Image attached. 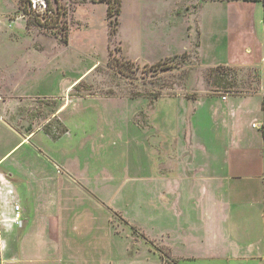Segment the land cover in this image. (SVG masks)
Masks as SVG:
<instances>
[{
    "label": "rangeland",
    "instance_id": "374dc122",
    "mask_svg": "<svg viewBox=\"0 0 264 264\" xmlns=\"http://www.w3.org/2000/svg\"><path fill=\"white\" fill-rule=\"evenodd\" d=\"M28 1L29 20L19 0H0V156L27 139L0 173L25 230L27 218L47 227L61 202L107 251L112 232L123 250L154 249L141 234L163 244L164 234L198 232L201 197L183 159L193 169L195 142L213 148L211 107L224 116L240 98L261 114L264 0H110L111 17L107 0H48L66 40L38 26L45 0ZM227 90L235 95L222 101ZM18 231L0 232V264H17ZM38 256L32 244L20 253Z\"/></svg>",
    "mask_w": 264,
    "mask_h": 264
},
{
    "label": "crops",
    "instance_id": "0c3cea01",
    "mask_svg": "<svg viewBox=\"0 0 264 264\" xmlns=\"http://www.w3.org/2000/svg\"><path fill=\"white\" fill-rule=\"evenodd\" d=\"M227 91L229 96L235 95ZM261 94L253 91L243 98ZM239 101L240 98L237 105L226 102L224 116L222 108L211 107L213 115L210 120L216 124L217 137L213 140V148L207 149L201 142L199 145L195 142V152L190 148V153L185 154L192 156L190 163L192 160L198 162L193 169L182 158L185 166L183 174L186 172L191 180L189 189H195L197 197H201L203 211L195 224L201 235L200 242L196 236L198 232L187 228L180 229L183 236L164 234L160 242L163 244H157L156 239L149 237V241L165 254L163 261L160 254L149 247L135 246L123 250L121 246H116L117 242L121 243V235L111 231L109 242L112 247L107 251L81 230L79 224L83 217L76 215L71 219L62 214L60 202V208L57 212L54 210L56 215L47 221V227L38 217L33 221L25 219L26 228L31 225L30 230H25V225L17 229L9 221L0 223V232L19 230L17 264H170L172 260L177 264H264V98L262 112L255 117L253 111L242 110ZM196 120L199 119L193 120L195 124ZM222 122L226 124L224 129L219 127ZM183 126L184 129L179 132L184 134L187 123L184 122ZM26 140L22 139L0 156V166L17 153ZM190 143L192 147L193 141L190 140ZM176 148L174 154L183 155L180 146ZM179 168L178 172L182 167ZM171 169H174L173 165ZM6 181L13 187L7 178ZM201 188L203 193H199ZM8 202L4 196L0 207V214L6 219L11 217ZM53 226L57 230H51ZM30 244L39 253L35 260L20 257Z\"/></svg>",
    "mask_w": 264,
    "mask_h": 264
},
{
    "label": "trees",
    "instance_id": "16d2710c",
    "mask_svg": "<svg viewBox=\"0 0 264 264\" xmlns=\"http://www.w3.org/2000/svg\"><path fill=\"white\" fill-rule=\"evenodd\" d=\"M20 1V7L21 9L23 10V13L24 15H26L28 17V20L32 18V15H31V2H27V4L29 5V8L30 9H26V0H19ZM105 0H91L92 3H96V2H103ZM46 2V7H45V10L44 12L42 13L41 16H47V18L44 19V22H37L38 23V26L41 27V28H45V29H48L49 31H51L52 34L54 35H57V34H62L64 36V39L66 40L67 39V32H64V30L62 29H59V31L57 32V29H58V22H59V17H58V12H55L56 14H53L52 10H50L51 6H50V2L48 0H45ZM108 2V8H107V15L109 17L113 16V13H112V10H113V6L111 4V1L110 0H107ZM44 17H41V19L43 20ZM49 21V23H47V20ZM29 22V21H28ZM55 29V31H54ZM116 62L118 63V61L116 60ZM128 62L124 63V64H121L122 67L119 68V72L121 73H124V66L127 65ZM135 229V228H133ZM141 237L146 240L148 242V244H151L154 248L155 251H157L159 254H160V257L163 261H165V254L161 251V248L156 246V245H153L146 236H144L143 234H141ZM170 264H177L175 261H170Z\"/></svg>",
    "mask_w": 264,
    "mask_h": 264
},
{
    "label": "built area",
    "instance_id": "2783aa9c",
    "mask_svg": "<svg viewBox=\"0 0 264 264\" xmlns=\"http://www.w3.org/2000/svg\"><path fill=\"white\" fill-rule=\"evenodd\" d=\"M221 96L222 101H226L230 95L228 91L218 92ZM255 127V125L253 126ZM6 178L0 173V207L3 203L4 196L9 200V205L11 206V217L9 219L4 218L0 214V223H5L9 221L17 229H22L24 226V211L19 202V198L14 190V188L6 183Z\"/></svg>",
    "mask_w": 264,
    "mask_h": 264
}]
</instances>
